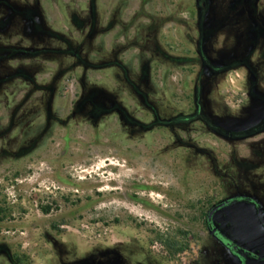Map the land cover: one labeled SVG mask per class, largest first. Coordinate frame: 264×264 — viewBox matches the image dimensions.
<instances>
[{"label":"rangeland","instance_id":"obj_1","mask_svg":"<svg viewBox=\"0 0 264 264\" xmlns=\"http://www.w3.org/2000/svg\"><path fill=\"white\" fill-rule=\"evenodd\" d=\"M203 13L197 0H0V48L25 51L0 61V264H235L206 218L235 195L264 210V131L217 128L258 123L264 74L240 34L218 61L203 39L202 61ZM213 222L264 256L252 205Z\"/></svg>","mask_w":264,"mask_h":264},{"label":"flooded vegetation","instance_id":"obj_2","mask_svg":"<svg viewBox=\"0 0 264 264\" xmlns=\"http://www.w3.org/2000/svg\"><path fill=\"white\" fill-rule=\"evenodd\" d=\"M197 2L201 13L205 11L211 12L210 28H204L203 25L202 27L200 26L198 28V46L200 47V55L202 61L207 62V56L205 54H202V52L207 50L206 45H204L206 42H212L211 48L213 52H211V57L215 58V60L218 61L221 57V50L220 48H218L219 46L217 47V45L224 42V44H227L229 47H234L237 43H240V34L242 35V42H244V45L246 43L248 47H246L247 52H245L244 56L249 58L250 60L256 57L259 71L258 81H260L262 74H264V0H239L238 3H234L235 0H197ZM202 17L204 18V16ZM221 17L225 18L224 22H222V20H218ZM37 30L38 32H40L39 29ZM236 34L238 35V38L236 37ZM209 38V41H204L203 43V39L207 40ZM7 50H12L14 53L11 54L10 52H3L0 55V61L3 58L1 57L3 56V54L8 56L7 59H10L17 51L18 53H25V51H23L24 49L20 47L18 48L13 46L9 48H0V51ZM221 61H224L227 64V61L229 60L220 59V62ZM218 64L223 66L222 63H217L216 65ZM227 65L230 66L231 64L228 63ZM220 71L221 70H219L218 67H214V71L210 73V78H212L213 80L217 75H219ZM15 75L16 74H13L14 78L16 77ZM206 75L209 74H207L206 72ZM204 91L206 90H200V96L203 99H205L204 97L206 95V92ZM254 97V95L246 94V102H250L251 98ZM261 102L264 104V97H262ZM201 109V107L198 108L199 114H201ZM217 129L219 133H222L232 139L245 135H254L256 133L260 134L261 131H264V122L258 125L257 127L242 133H226L222 131L223 128L221 129L218 127ZM235 197H238V199H234ZM246 201L253 204L256 209L261 206V204L252 197L246 195H235L230 199L216 204L214 207L220 206V210L223 207ZM214 207H212V209ZM211 210L209 211L206 218V222L208 223L206 224L208 232L210 233L211 237L217 245H221L225 248V250L232 257L235 264H260L264 262V256H260L259 254L240 246L239 244L231 241L223 233H221L219 228L213 222L215 214L211 218H209Z\"/></svg>","mask_w":264,"mask_h":264},{"label":"water","instance_id":"obj_3","mask_svg":"<svg viewBox=\"0 0 264 264\" xmlns=\"http://www.w3.org/2000/svg\"><path fill=\"white\" fill-rule=\"evenodd\" d=\"M240 203H245V204H249V205H252L253 206V208H254V210H255V215H256V218L258 219V221H259V223L262 225V227L264 228V212H263V208H262V206H259L257 209H256V207L253 205V204H251V203H249V202H240ZM219 207L220 206H216V207H214L212 210H211V212H210V214H209V218H211L215 213H217V211L219 210ZM260 264H264V262H262V263H260Z\"/></svg>","mask_w":264,"mask_h":264},{"label":"crops","instance_id":"obj_4","mask_svg":"<svg viewBox=\"0 0 264 264\" xmlns=\"http://www.w3.org/2000/svg\"><path fill=\"white\" fill-rule=\"evenodd\" d=\"M259 91L263 94V97H264V89L261 88ZM249 103L251 104L252 101H250ZM263 108H264V107H263ZM263 117H264V115H263ZM263 117H262V118H263ZM262 118H261V119H262ZM261 119H260V120H261ZM260 120L258 121V123L260 122ZM258 123H257V124H258ZM257 124H256V125H257ZM256 125H254V126H256ZM254 126H253V127H254ZM253 127H251V129H252Z\"/></svg>","mask_w":264,"mask_h":264},{"label":"trees","instance_id":"obj_5","mask_svg":"<svg viewBox=\"0 0 264 264\" xmlns=\"http://www.w3.org/2000/svg\"><path fill=\"white\" fill-rule=\"evenodd\" d=\"M234 199H238V197H235ZM206 224H208V223L206 222Z\"/></svg>","mask_w":264,"mask_h":264}]
</instances>
